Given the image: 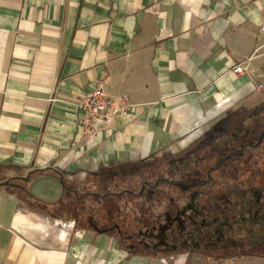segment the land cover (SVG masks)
<instances>
[{"label":"crops","instance_id":"1","mask_svg":"<svg viewBox=\"0 0 264 264\" xmlns=\"http://www.w3.org/2000/svg\"><path fill=\"white\" fill-rule=\"evenodd\" d=\"M100 79L132 109L90 140L77 104ZM260 83L264 0H0V184L46 168L82 189L119 184L248 118L264 104ZM26 187L61 203L0 185V264H264L139 251L90 223L55 177Z\"/></svg>","mask_w":264,"mask_h":264},{"label":"flooded vegetation","instance_id":"2","mask_svg":"<svg viewBox=\"0 0 264 264\" xmlns=\"http://www.w3.org/2000/svg\"><path fill=\"white\" fill-rule=\"evenodd\" d=\"M251 130L241 129L243 133L230 135L232 140L211 143L210 151L203 154L188 153L177 161V172L167 170L155 178V184L149 179L145 182L147 189L159 190L160 196L168 198L177 210L176 217L171 219L167 217L170 207L163 208L164 219L156 220L150 228L147 245L151 251H196L228 257L264 255V180L261 176L256 184L259 176H255L251 183L252 171L244 177L230 174V169L237 167L231 161L244 160L262 147L264 134L255 142L245 140L238 152L234 148L239 137ZM201 165L207 167V172L196 175L194 171ZM232 182L234 186H229ZM173 185L176 192L171 194L169 188ZM250 195L256 199H250Z\"/></svg>","mask_w":264,"mask_h":264},{"label":"trees","instance_id":"3","mask_svg":"<svg viewBox=\"0 0 264 264\" xmlns=\"http://www.w3.org/2000/svg\"><path fill=\"white\" fill-rule=\"evenodd\" d=\"M262 116H264V104L257 106L247 117L253 118ZM255 125L261 126L260 132L258 133L257 131L259 130L253 128L248 135L240 136L239 141L236 143L238 149H242L241 146L244 144L245 140L250 141L251 139L254 140V142L259 140V135L264 131V123H262L261 118L260 120H256L252 126ZM219 134L225 133L220 132ZM219 134L209 143L201 145L197 149L193 148L189 154H203L207 146L217 141L216 139L219 137ZM232 134H240L238 125L236 129L232 131ZM256 135L257 137H255ZM254 137L256 139H254ZM263 143L264 139L262 145ZM182 157H179V160ZM157 163L155 166H157ZM147 171L150 173L147 174ZM154 171V167L138 169L136 173L130 176H121V182L119 184H107L102 190H91L87 187H83L82 189L80 186L66 180L60 172L51 168L31 171L25 178L11 179L8 181L7 185L17 191L23 190L25 197L37 206L53 207L57 206L61 201L53 204L42 202L29 193L26 185L39 176L55 177L61 182L65 190H73L80 196L78 197L76 195L75 199H78V202L83 201L81 210L87 212V219L90 223L94 220L96 226L100 227L101 230L117 234L122 244L125 246H132L139 251H151V248L147 245L149 241L148 232L151 230L150 228L152 225L157 222L156 220L164 219L163 208L168 207L166 203L168 198L163 199L158 192L159 190L147 189V184L145 182H147L148 179L152 184H155V177L152 175ZM136 182H141V188L138 193H135L132 189V185ZM174 187L176 186L173 185L169 188L171 194L176 192ZM82 190H84V193H82ZM119 192L120 197H118ZM156 208L161 212L153 213L152 211H156ZM150 212L153 214H150ZM153 219H155V221Z\"/></svg>","mask_w":264,"mask_h":264},{"label":"rangeland","instance_id":"4","mask_svg":"<svg viewBox=\"0 0 264 264\" xmlns=\"http://www.w3.org/2000/svg\"><path fill=\"white\" fill-rule=\"evenodd\" d=\"M260 118H261L262 123H264V116H262V117H253V118L252 117H250V118H245L244 117V118L238 119V120L237 119L232 120V118L229 117V118H227V120L221 121L220 123L216 124L214 126V128H213L214 130H212V132L209 133L208 137H206L204 139V141L200 144V146L209 143L220 132H224L225 134H219V137L216 139L217 141L230 140L231 139L230 135H232V131H234L236 129L237 125L239 126V130L244 129V131H245L246 128H250L253 125V123L256 120H258V119L260 120ZM253 128L255 130L258 129L259 130V131H257L258 133L261 130V126H259V125L252 126L251 129L253 130ZM226 133H228V134H226ZM240 133H243V132H240ZM255 137H257V135ZM255 137H254V139H256ZM260 139H261V134H260ZM197 147H195V148H197ZM234 148H236V151L238 152L239 149H238L236 143L234 144ZM210 149H211V146H207L204 149V152L210 151ZM189 150L188 151H184L183 153L181 152L180 155L178 154L177 156L163 159V160H161V161H159L157 163V166H155L156 165V163H155L152 166V167H154V170H155L154 172H152L153 177L157 178L159 176H162L163 173H165L167 170H169L172 173L177 172V170H178L177 161L179 160V157H182V156L186 155L187 153L191 152ZM263 150H264V143H263V145H262V147L260 149H256L254 151V153L252 152L253 154H251L250 156L246 157V159H244V160L240 159V161L239 160L231 161V165L234 164V165L237 166V167H235L236 170L235 169H230V170H232L230 172L232 177L235 176V174H237L238 177L239 176L240 177H244V176L248 175L250 173V171H252L253 173L251 174V178H250V182L251 183H252V178L255 177V176H259V177H256V182H255L256 184L260 183V177L261 176H262V180H264V156L263 157L261 156V154H263V152H262ZM217 153L219 154V152H216V154ZM199 158H201V155H200ZM245 161H247V162L244 163ZM191 166H192V163L190 164V167ZM199 172H207V167H204L203 165L197 166L196 170L194 171V173L197 175ZM148 173H150V172L147 171V174ZM232 185L234 186L233 182L229 184V186H232ZM140 188H141V182H136V183H134L132 185V189L134 190L135 193H138ZM249 198L252 199V200H254V198L256 199L255 195H250ZM135 202H137V201H135ZM166 203L170 207V211L167 213V217L171 218V219L175 218L176 215H177L176 208H174L172 206V204L170 203L169 199L166 200ZM152 212L155 213V212H161V211L160 210L158 211L157 208H156V211H152ZM152 212H150V214H153Z\"/></svg>","mask_w":264,"mask_h":264},{"label":"built area","instance_id":"5","mask_svg":"<svg viewBox=\"0 0 264 264\" xmlns=\"http://www.w3.org/2000/svg\"><path fill=\"white\" fill-rule=\"evenodd\" d=\"M234 74H242L241 64L233 67ZM257 90L264 93V83L257 86ZM79 113L78 125L82 133L90 140L97 138L99 131L109 125L115 118L129 117L132 104L128 96L114 99L104 89L103 79L97 80L92 89L83 94L77 104ZM70 226L66 223L63 226Z\"/></svg>","mask_w":264,"mask_h":264},{"label":"water","instance_id":"6","mask_svg":"<svg viewBox=\"0 0 264 264\" xmlns=\"http://www.w3.org/2000/svg\"><path fill=\"white\" fill-rule=\"evenodd\" d=\"M264 132L261 134V137L263 136ZM8 183L0 184V185H7Z\"/></svg>","mask_w":264,"mask_h":264}]
</instances>
